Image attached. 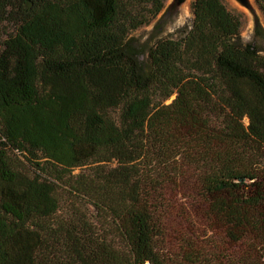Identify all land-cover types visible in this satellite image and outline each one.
Here are the masks:
<instances>
[{
    "label": "trees",
    "instance_id": "16d2710c",
    "mask_svg": "<svg viewBox=\"0 0 264 264\" xmlns=\"http://www.w3.org/2000/svg\"><path fill=\"white\" fill-rule=\"evenodd\" d=\"M165 1L0 0V264H264V54L192 0L143 70Z\"/></svg>",
    "mask_w": 264,
    "mask_h": 264
},
{
    "label": "rangeland",
    "instance_id": "374dc122",
    "mask_svg": "<svg viewBox=\"0 0 264 264\" xmlns=\"http://www.w3.org/2000/svg\"><path fill=\"white\" fill-rule=\"evenodd\" d=\"M191 2L192 0H188L186 3L178 5L176 0H166L165 12L132 34L131 43L139 52L143 70H148L149 49L158 38L178 36L192 24L194 15ZM224 2L230 10L240 13L242 16L241 41L254 43L264 54V12L256 1L248 0L247 5L232 4L229 0H224ZM257 20L259 28H256ZM166 199L170 210L166 220L167 241L168 245L175 246L180 235L187 232L188 229L197 228L198 231H201L203 229L202 222L198 218H194L196 215L195 207L191 206L187 197L177 196L176 193L170 191Z\"/></svg>",
    "mask_w": 264,
    "mask_h": 264
},
{
    "label": "water",
    "instance_id": "95a60500",
    "mask_svg": "<svg viewBox=\"0 0 264 264\" xmlns=\"http://www.w3.org/2000/svg\"><path fill=\"white\" fill-rule=\"evenodd\" d=\"M188 0H176L178 5H181L183 3H186ZM232 4H242V5H247L248 0H229Z\"/></svg>",
    "mask_w": 264,
    "mask_h": 264
}]
</instances>
